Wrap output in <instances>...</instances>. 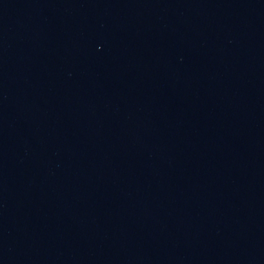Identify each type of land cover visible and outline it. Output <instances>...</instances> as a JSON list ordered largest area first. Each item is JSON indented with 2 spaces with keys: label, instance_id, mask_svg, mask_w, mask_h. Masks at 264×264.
<instances>
[{
  "label": "water",
  "instance_id": "obj_1",
  "mask_svg": "<svg viewBox=\"0 0 264 264\" xmlns=\"http://www.w3.org/2000/svg\"><path fill=\"white\" fill-rule=\"evenodd\" d=\"M0 264H264V0H0Z\"/></svg>",
  "mask_w": 264,
  "mask_h": 264
}]
</instances>
